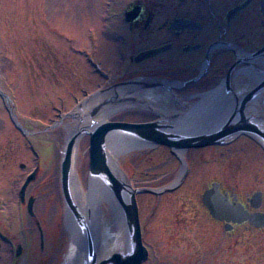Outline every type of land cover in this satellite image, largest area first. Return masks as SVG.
Returning <instances> with one entry per match:
<instances>
[{
	"label": "flooded vegetation",
	"instance_id": "obj_1",
	"mask_svg": "<svg viewBox=\"0 0 264 264\" xmlns=\"http://www.w3.org/2000/svg\"><path fill=\"white\" fill-rule=\"evenodd\" d=\"M117 1L115 19L100 30L103 37L115 43L117 59L113 66L104 68L95 50L83 52L98 80L92 89L83 92L76 105L81 101L92 106L97 101L98 105L114 98L129 99L130 104H142L138 107L141 111L114 121L139 124L172 119L181 124L195 118L229 117L242 104L245 120L257 124L261 133L241 132L224 143L189 148L181 153L164 145L135 143L134 149L139 153L128 158V168L134 170L148 153L164 147L178 174L166 185L150 187L134 181L132 173L131 180L127 179L138 190L159 189L174 184L180 176L185 178L192 168L187 158L193 163L199 161L192 158L195 150L210 148L214 159L219 156L226 162L221 168L215 167L216 173L207 179L198 199L176 198V202L182 201L179 210L166 212L160 228L147 229L140 219L142 241L147 249L143 263L264 264V0ZM126 91L129 97L121 98ZM157 105L169 108L171 114L163 118L154 109ZM247 153L257 155L260 164L234 163L235 156ZM243 168L260 172L252 174L246 190L231 184L234 171ZM213 184L231 206L241 205L249 217L238 222L213 216L202 200ZM1 187L0 209L7 193ZM140 193L160 196L138 191L136 200ZM31 197L34 212L33 195L20 202L27 209ZM29 216L35 221L42 243L38 226L41 224L35 212ZM156 232L160 237H154ZM22 251V245L2 219L0 264H19Z\"/></svg>",
	"mask_w": 264,
	"mask_h": 264
},
{
	"label": "rangeland",
	"instance_id": "obj_2",
	"mask_svg": "<svg viewBox=\"0 0 264 264\" xmlns=\"http://www.w3.org/2000/svg\"><path fill=\"white\" fill-rule=\"evenodd\" d=\"M118 3L117 0H0V185L7 190L0 221L4 219L10 234L22 245L19 264L65 262L70 234L60 187V163L66 139L77 122L66 114L98 80L83 52L95 50L104 68L113 66L117 59L115 43L103 37L100 30L115 19ZM2 93L9 97L13 113ZM127 97L128 91L123 92L121 98ZM97 103L88 108L83 103L76 111H90ZM141 105L125 103L110 113L115 108L106 102L107 110L97 119L129 118L135 111H141L138 108ZM88 146L89 135L85 133L77 141L75 160L80 186L85 192L90 183ZM110 152L116 155L119 168L128 179L133 173L134 181L146 186L161 187L177 174L164 147L148 153L134 170L126 164L130 156L138 155L137 149L121 154ZM213 154L210 148L192 151V158L199 161L193 163L187 158L192 168L180 180L178 189L160 196L138 194L140 219L147 229L160 228L166 212L179 210L182 201L176 202V198L200 197L207 179L216 173L215 167L226 163L219 156L214 159ZM234 163L256 166L260 159L247 153L235 156ZM36 165L40 167L38 176L28 185L26 198L35 197V218L44 233L43 243L34 219L19 198L20 187ZM110 165L114 170L115 166ZM253 173L260 172L248 168L234 171L231 184L246 190ZM96 197L102 215L109 219L108 203L98 198V194ZM154 235L160 237L159 232ZM144 238L146 242L147 237Z\"/></svg>",
	"mask_w": 264,
	"mask_h": 264
},
{
	"label": "water",
	"instance_id": "obj_3",
	"mask_svg": "<svg viewBox=\"0 0 264 264\" xmlns=\"http://www.w3.org/2000/svg\"><path fill=\"white\" fill-rule=\"evenodd\" d=\"M6 99L9 102L7 97ZM106 102L112 105L111 108L120 107L125 103H131L129 99L114 98L96 105L90 111H76L77 109H81L79 105L66 114V116H75L77 122L66 139L62 153L60 163L62 197L66 214L69 213L72 215L78 226L81 248L84 251L81 264H141L147 259V249L142 241L136 193L142 191L160 194L173 190L177 184L174 183L159 189L143 188L138 190L133 188L129 181H125L122 176H119L117 173L114 174L115 172L111 170L107 156L109 153L108 149L119 154L135 147H129L128 144L143 143L146 145H164L169 147L174 153H181L189 148H201L212 144L224 143L231 136L241 132H251L255 135H260L261 133L258 130L257 124L249 123L245 120L246 118L243 114L244 105L242 104L229 117H220L217 115L211 118H195L181 124H176L172 119L168 120V122L159 119L152 122L135 124L109 120L99 121L97 119L99 114L107 110L105 107ZM85 133L89 135V179L93 178L105 184L110 192L114 194L122 210L130 244V247L125 252H111L105 256H100L98 251L95 250L88 227L90 211H88L87 217H84L74 203L73 193L71 191L73 156L78 139ZM109 140L113 141L112 145H108ZM119 144H121V148H119ZM37 170H34L28 175L20 189L22 202L25 200V192L28 184L36 179ZM202 200L210 213L215 217L232 218L238 222L249 217L241 205L235 204L231 206L226 196L217 190L216 184H213L210 189L204 192ZM27 209L30 215H34L32 197L28 200ZM38 226L43 243V231L39 224Z\"/></svg>",
	"mask_w": 264,
	"mask_h": 264
},
{
	"label": "bare ground",
	"instance_id": "obj_4",
	"mask_svg": "<svg viewBox=\"0 0 264 264\" xmlns=\"http://www.w3.org/2000/svg\"><path fill=\"white\" fill-rule=\"evenodd\" d=\"M156 111H159L163 118H167L171 111L169 108L157 105L154 108ZM253 109V107H252ZM118 109H113L112 112ZM186 111H184L185 114ZM109 113H107L108 115ZM107 115L104 119L107 118ZM168 115V116H167ZM182 118V117H181ZM183 119V118H182ZM133 142V141H132ZM113 141L109 140L108 145H112ZM128 146H137V144L132 143L128 144ZM139 147V146H138ZM108 149V148H107ZM108 158L109 162L115 166L113 168L114 172L122 176L125 181H128L124 172L118 170L117 168V158L116 155H112L111 150L108 149ZM76 149L74 151L73 156V166L71 170V187L73 193L74 203L76 204L79 212L87 217L88 211H90V220H88V227L91 232V237L94 242L95 250L98 251L100 256H105L111 252H125L130 247L129 244V234L127 231V226L123 218L122 210L120 206L116 203L112 193L107 188L105 184H102L98 180L93 178L90 179L88 191H84L81 186L77 176L76 171ZM98 194V198L104 199L108 203L109 210V219H105L102 215L99 200L96 197ZM66 227L70 234L69 241V249L65 257L64 264H81L84 256V251L81 248V240L78 233V226L72 215L69 213L66 214Z\"/></svg>",
	"mask_w": 264,
	"mask_h": 264
}]
</instances>
